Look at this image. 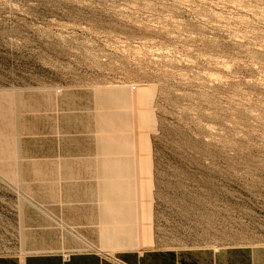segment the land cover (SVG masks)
Masks as SVG:
<instances>
[{
    "label": "rangeland",
    "instance_id": "obj_1",
    "mask_svg": "<svg viewBox=\"0 0 264 264\" xmlns=\"http://www.w3.org/2000/svg\"><path fill=\"white\" fill-rule=\"evenodd\" d=\"M230 245H264V0H0V252Z\"/></svg>",
    "mask_w": 264,
    "mask_h": 264
},
{
    "label": "crops",
    "instance_id": "obj_2",
    "mask_svg": "<svg viewBox=\"0 0 264 264\" xmlns=\"http://www.w3.org/2000/svg\"><path fill=\"white\" fill-rule=\"evenodd\" d=\"M24 248L44 247L26 242ZM0 264H264V245L147 248L116 255L94 251L1 252Z\"/></svg>",
    "mask_w": 264,
    "mask_h": 264
},
{
    "label": "built area",
    "instance_id": "obj_3",
    "mask_svg": "<svg viewBox=\"0 0 264 264\" xmlns=\"http://www.w3.org/2000/svg\"><path fill=\"white\" fill-rule=\"evenodd\" d=\"M1 253V252H0Z\"/></svg>",
    "mask_w": 264,
    "mask_h": 264
}]
</instances>
